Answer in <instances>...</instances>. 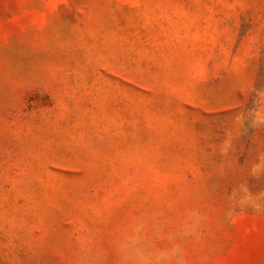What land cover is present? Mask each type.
<instances>
[{"label":"rangeland","instance_id":"rangeland-1","mask_svg":"<svg viewBox=\"0 0 264 264\" xmlns=\"http://www.w3.org/2000/svg\"><path fill=\"white\" fill-rule=\"evenodd\" d=\"M0 264H264V0H0Z\"/></svg>","mask_w":264,"mask_h":264}]
</instances>
